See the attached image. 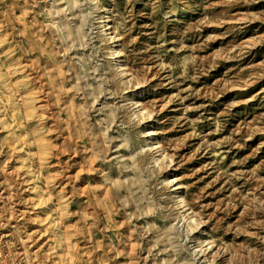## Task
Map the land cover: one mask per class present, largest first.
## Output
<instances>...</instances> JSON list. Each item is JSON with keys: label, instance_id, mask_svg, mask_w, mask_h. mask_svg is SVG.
<instances>
[{"label": "rangeland", "instance_id": "rangeland-1", "mask_svg": "<svg viewBox=\"0 0 264 264\" xmlns=\"http://www.w3.org/2000/svg\"><path fill=\"white\" fill-rule=\"evenodd\" d=\"M0 264H264V0H0Z\"/></svg>", "mask_w": 264, "mask_h": 264}, {"label": "bare ground", "instance_id": "bare-ground-1", "mask_svg": "<svg viewBox=\"0 0 264 264\" xmlns=\"http://www.w3.org/2000/svg\"><path fill=\"white\" fill-rule=\"evenodd\" d=\"M35 2V1H34ZM100 9V8H99ZM60 13H62V12H60ZM106 19H107V21L109 22L110 21V17L109 16H107L106 17ZM62 20V19H61ZM14 26V25H13ZM31 27V26H30ZM43 27V26H42ZM11 28V27H10ZM78 29H79V27H77ZM111 30H114V28L113 27H111ZM47 31V30H46ZM48 32V31H47ZM50 32V31H49ZM67 33H68V35H69V37H73V38H81V34H80V32H77L76 31V28L75 29H73L72 27L70 28V27H68L67 28ZM117 33V32H116ZM52 35V34H51ZM41 36V35H40ZM110 39V38H109ZM108 39V40H109ZM107 40V39H106ZM53 41V40H52ZM107 42V41H106ZM121 53V51L119 50V49H115V50H113L112 51V54L114 55V56H117V55H119ZM115 67V66H114ZM128 74H129V76H132V72H131V69L129 68L128 69ZM126 88V87H125ZM41 98H43V97H41ZM46 98V97H45ZM47 100V99H46ZM45 101V100H44ZM43 101V102H44ZM44 104V103H43ZM136 105H139V107H141L142 109H145V107H144V105L142 104V103H139V102H137L136 103ZM139 119V118H138ZM158 145H159V143H158ZM161 167V166H160ZM142 168V167H141ZM179 198V197H178ZM174 205V204H173ZM178 207H180V208H184V201H183V199L182 198H180L179 199V201H178ZM179 209V208H178ZM180 210V209H179ZM188 216V215H187ZM193 218V217H192ZM197 224V223H196Z\"/></svg>", "mask_w": 264, "mask_h": 264}]
</instances>
